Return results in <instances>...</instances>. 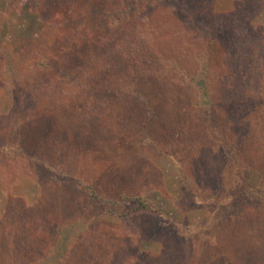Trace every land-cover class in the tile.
<instances>
[{
    "label": "rangeland",
    "instance_id": "1",
    "mask_svg": "<svg viewBox=\"0 0 264 264\" xmlns=\"http://www.w3.org/2000/svg\"><path fill=\"white\" fill-rule=\"evenodd\" d=\"M0 264H264V0H0Z\"/></svg>",
    "mask_w": 264,
    "mask_h": 264
},
{
    "label": "trees",
    "instance_id": "2",
    "mask_svg": "<svg viewBox=\"0 0 264 264\" xmlns=\"http://www.w3.org/2000/svg\"><path fill=\"white\" fill-rule=\"evenodd\" d=\"M252 44H250V46ZM248 49L250 50V52H253V48L250 49V47H249ZM252 56H254V55H252ZM82 79L84 80V78H82ZM44 80L47 83L45 85V87H44V94L46 93L47 96H48V98L50 97L53 100L56 99V100H54V103L56 105H58L59 108H61V109L64 108L65 105H64V101L63 100L66 99L67 101H69V98L67 99V97L70 96V95H72L74 93V91L67 92L68 94L66 96V89L65 88H62V87H57V83L59 81L57 79V76L56 77L55 76L52 77L50 75H47V77L44 78ZM59 83H60V81H59ZM116 89H117V91H116ZM117 92L118 93H121L122 92V87H115V89L113 88L109 92L110 94H108L109 98L116 99L117 98V94H118ZM91 93H93V96L95 97V99L100 100V101L105 100L107 98V92L105 90V87L102 88V90H100V91L99 90H95V91H92L91 90ZM59 96H60V98H58ZM61 96L63 98H61ZM69 103H70V101H69ZM79 104H80V107L81 106L84 107V105H82L81 103H79ZM57 140H58L59 145L56 146L55 149H54L55 152H56L55 155H51V156L55 157V159H58V160L65 159V161H67L66 158H72L73 155L65 156L63 154V152H62L63 144L65 145L68 142V140H66L64 137H62L60 140L59 139H57ZM33 160H34V163L36 162L38 164V167L42 164V162L45 161V159L42 158V156L35 157V159H33ZM45 163H46V161H45ZM46 165H47V169H49L50 171L58 172L59 173V171L57 169H54V166H53V168H52V166H50V163L49 162H47ZM138 211H149V208H148V206L144 202H141V204L138 207ZM30 215L31 216H37L38 214L33 215V213H32Z\"/></svg>",
    "mask_w": 264,
    "mask_h": 264
}]
</instances>
